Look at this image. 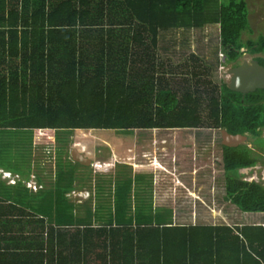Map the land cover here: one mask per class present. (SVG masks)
<instances>
[{
  "label": "trees",
  "instance_id": "16d2710c",
  "mask_svg": "<svg viewBox=\"0 0 264 264\" xmlns=\"http://www.w3.org/2000/svg\"><path fill=\"white\" fill-rule=\"evenodd\" d=\"M209 24L219 25L227 62L240 63L243 49L264 53V33L243 37L253 30L246 0H0V165L23 177L16 189L2 183L0 193H15L22 204L14 208L23 214L24 200L48 201L56 264H233L221 259L229 247L245 248L237 264H264V225L175 222L174 201L185 190L180 184L173 190L167 183L166 205L144 216L139 200L152 197L137 186L133 192L134 177H114L112 182L124 184L116 186L115 199L123 203L113 212L105 205L108 198L102 205L72 199L85 165L69 150L62 156L60 150L55 178L36 193L24 182L33 152L13 154L32 149L40 131L47 135L37 143L45 149L42 140L49 135L65 141L61 130L95 129L110 136L202 127L248 133L264 151V89L231 90L214 80V66L197 53L178 62L157 53L163 32ZM220 147L228 199L244 212H264V184L238 175L262 157L248 144ZM86 167L83 180L91 181L96 169Z\"/></svg>",
  "mask_w": 264,
  "mask_h": 264
},
{
  "label": "rangeland",
  "instance_id": "374dc122",
  "mask_svg": "<svg viewBox=\"0 0 264 264\" xmlns=\"http://www.w3.org/2000/svg\"><path fill=\"white\" fill-rule=\"evenodd\" d=\"M246 1L249 5V20L253 30L252 32L244 33L243 37L245 39L250 37L256 39L260 34L264 33V0ZM220 41V28L218 24H209L199 29H171L161 34L160 42L157 47V53L165 57L173 56L176 62L180 61L184 56L189 55L191 52L197 53L201 56H204L205 60L214 66L213 77L215 81L220 83L222 80H227L228 82L230 79V76H228V70L230 67H232V65L235 64V62H227L224 52L221 48ZM243 50L244 53L240 62L244 59H251L254 56H258L262 59L264 57V53L251 54L246 51V49ZM216 52L218 53L219 60L216 58ZM176 80H179V78ZM144 131L145 133L138 132L136 135H166L168 142L166 143L167 146L165 149L170 150L168 154L169 158H171L173 154L176 158L174 157L172 160L175 159L174 161L177 164H180L177 166L176 170H172L174 177L167 172H162L157 175L156 179L160 186H164V184L167 183L173 184V186L171 185L172 187H168L173 190L174 188L176 189V185L180 183H184L188 187L187 190V188L183 186L186 189L187 196L179 195L181 197L176 198L174 201L173 208L176 210V213H179L177 219H175L176 222H193L191 219V211L193 210V207L196 208L195 206H197L199 211L205 208V211L211 212L209 215L208 213L202 212L201 215L203 217L206 215L208 216L207 218H201L200 222H198V219V223H253L255 215L253 217L251 212H244L238 209L234 203L226 198L225 189L223 188V179L225 177L224 170L220 163L222 158L220 147L222 135L220 129L212 130L202 127L188 129L176 128L170 130L153 129ZM104 132L105 131L103 130L99 131L95 129H76L71 132H64V130H61L58 134L62 135L65 138H63L65 141H61L56 136L52 135L47 136L48 141L44 138L42 140V144L47 146L46 149H48L49 153L46 154L45 150H39L36 146V149L33 147V156L30 159L31 165L40 173L43 181L41 179L37 180V177H31L28 179L29 187L36 191L42 185L51 184L52 179L55 178L56 168L58 167V157L65 154L63 151H68L72 147L84 148L87 149V151L90 150V152H88L91 156L94 155L95 158V154L97 153L93 151L91 146H96L102 151L97 156V162L93 163L94 168L98 171L97 165L99 162V167L101 169L109 171L112 167H114V165H104V162H106L109 157L111 158V148L115 146L113 143L117 141L116 137H120L123 134L120 131H115L112 134L110 133L111 135L109 134L110 136H108ZM40 135L47 134L45 131H40L39 134L36 135V138L39 139ZM172 136L178 138L175 140V146L171 145ZM95 140H99V142H96ZM246 142V144H248L250 147H254L255 153H258L262 159L254 168L241 169V173H243L244 177L248 180H254L264 184V151L252 143V138L250 136L246 139ZM115 148H117V151L121 149L120 145H117V147L115 146ZM60 150L61 154L59 155ZM17 151L29 153L24 149ZM119 153L121 155L124 154L123 151H119ZM141 153L142 152L135 153L137 158L141 159V156H139ZM41 154H46V156ZM9 158L10 157H7V159ZM114 161L116 162V170L119 169L120 172L124 171L127 165H130L125 159L122 158V156L116 158ZM194 166L198 167L194 169L195 171L193 170ZM201 166L205 168L207 173V180L205 177H203L204 184H200V180L202 179V169H199V167ZM197 169H199L198 173L194 174ZM85 172H89V168H86ZM241 173L240 170H238V175ZM5 175L6 174L4 173L3 177H5ZM117 175L118 172L115 173L114 171H109L106 173L103 172L102 174L104 180L107 179V181H110L111 179L110 184ZM9 176L14 178L12 175ZM177 177L179 178L178 181ZM8 181L10 182L12 180ZM39 183H42V185ZM87 183L86 187L92 189L93 185H87ZM190 191H194L197 195L201 196L205 204L197 200V196L194 193H190ZM83 193L88 194L86 191H82L78 193V195ZM207 204H211L215 209V212H212ZM93 205L95 204L93 203ZM256 214V222L264 220V214L260 212H256ZM262 215L263 219L261 220L260 218ZM196 217H199V214Z\"/></svg>",
  "mask_w": 264,
  "mask_h": 264
},
{
  "label": "crops",
  "instance_id": "0c3cea01",
  "mask_svg": "<svg viewBox=\"0 0 264 264\" xmlns=\"http://www.w3.org/2000/svg\"><path fill=\"white\" fill-rule=\"evenodd\" d=\"M177 139H178L177 137L172 136L171 145L175 146L176 145L175 140ZM116 140L117 141L114 142L113 145H115L116 147L117 145H120L121 149L117 151V148H115V146L111 148L112 150L111 158L109 157V159L106 160V162H104V165H114V167H112L109 171H114L115 173L118 172V175L115 178H122L121 181L125 178V174L130 175L131 177H134L136 180V183L132 182L133 192L135 191V188L137 186L139 187L138 190H141L142 191L141 193L145 197H149V198L152 197V200L150 202H145L146 200L145 201L139 200V203L144 204V207H145L144 216L146 214H149L150 212L154 214L157 210H161L159 207L166 205V203L168 202V197L170 196H169V191H166V184H164V186H160L158 182L156 181L157 174L159 170L162 169L163 171L173 176L174 173L172 172V170H176L177 166L180 165L174 161L175 159L172 160V158L175 157L173 154H172V157L169 158L168 154L170 150L165 149V147L167 146L166 143L168 142L167 136L166 135H121L120 137L117 136ZM242 144H245V143L243 142L239 145H242ZM36 146L39 150L42 149L38 146L37 139L36 140L34 139L32 149L31 147H28L27 149H24V150H26L27 152H30V151L33 152V147L36 149ZM237 146H232V147H237ZM46 148L42 150H45L46 154H48L49 152H48V149ZM73 148H76L79 152L83 153L85 158L91 160L90 161L91 163L84 164L85 166H80L81 170L78 171L79 176L77 179V184L79 185H78L77 190H74L72 195L70 196L78 204L83 203V201L88 202L89 200L92 199V203L95 204L101 201V205H102L104 199L108 198L109 200L105 205H109L110 211L112 210L114 212L116 210V205H122L123 203V200L116 201L115 199L118 196V194H114L116 191V186H123L124 183L121 182V184L117 185V182H112L111 184H109V181H107V179L104 180V177L102 176L103 172L106 173L109 171L101 169L99 167L100 165L99 162L97 165L98 171L94 170L95 172L93 174L92 181L91 182H88V180L83 181V175H87L85 174V171L87 168L86 166L92 165L94 162H97V156L101 153L102 150L94 149V152L97 153L95 154V158H94V155L93 156L90 155L89 153L90 150H88L89 151L88 152L87 149L80 148V147L70 148L69 151L71 153V156H72ZM251 148L255 150L253 146ZM119 151H123L124 154L121 155ZM16 152H19V151H17V149H14L13 150L14 156L18 155ZM137 152H142L139 155L141 156V159L137 158V156L135 155V153ZM46 154H41V155L46 156ZM121 156L123 159L126 160V162L130 164V165H127L124 171L122 172H120L119 169L116 170V167H115L116 162L114 161L116 160V158L121 157ZM7 162L11 164L9 161ZM220 163L222 165V158H221ZM256 165L249 166V168H254ZM30 167H31V170H30L29 177L30 178L37 177V180H38L40 173L36 169L33 168L31 163H30ZM195 168H198V167L194 166L193 170ZM243 168L247 169V167H243ZM243 168H240V173H241V169ZM199 169H202V179L200 180V184L201 183L204 184L203 177H205L206 179L207 173H206L205 168H203V166L199 167ZM199 169H197L196 172H194V174H197ZM0 172H9V173L11 172L13 174H16V177H14V180L10 182L8 181V179H5V177L0 176V181H3V182H0V189L5 192V187L1 185L2 183H5L6 185H12L10 187L7 186L9 189L10 188L16 189V186L19 185L18 183L21 180L22 174L19 172H16L14 169L11 170L10 168H5L3 167V165H0ZM145 172L149 173L148 177H144L142 175ZM240 175L242 179L248 180L244 177L243 173H241ZM224 176H225V173H224ZM40 179L42 180L41 175H40ZM178 179L179 178L177 177V181ZM224 180H225V177L223 179V182ZM85 181H87L88 183ZM248 181H254V180H248ZM24 182L29 187L28 180H24ZM137 182H139L138 185H137ZM86 183L87 185L92 184L93 188L91 189V188L86 187ZM180 184L182 186H185L188 190V187L184 183H180ZM223 188L225 189L224 183H223ZM143 189L145 190L143 191ZM32 191L36 193V191L34 190ZM82 191H86L88 194L83 193L81 195H78V193ZM190 193L192 194L194 193L197 196V200L205 204L201 196L197 195L194 191H190ZM0 194H1L0 195V264H56L54 260V245L53 243L50 242V238H52L51 234L53 231L51 227L54 224L53 219H52L54 210H51L50 206L46 207V205H44V203L48 201L45 200L44 197H39V198L33 197L31 198L32 200H26V201L24 200L23 206L21 207H23V209L27 211L25 214H28L29 211H31L30 214L25 215L21 211H18L16 208H14L15 207L14 205L18 204L20 206V204H22V200L19 197H17L15 193H13L12 197L11 196L5 197L6 195L4 193H0ZM134 194L129 199L131 203L130 205H132V211L134 210L133 208L135 205V202H134L135 195ZM182 195L187 196L186 189L184 190ZM226 198H228L227 195H226ZM141 200H144V199H141ZM31 203L32 204L35 203L36 207H40V208H35L34 206H31L30 205ZM207 205L210 207L212 212H215V209L212 207L211 204H207ZM195 207L196 208L193 207L192 208L193 210L191 211V219L193 220L194 223L192 221L189 223L207 225V224L198 223V222L201 221V218H207V216L211 212L205 211V208L199 211L197 209V206ZM50 210L51 212H48ZM127 211H128V215H132L131 214L132 211L130 212L129 209H127ZM202 212L208 213V215L203 217L201 215ZM105 213L107 214L109 212L105 210ZM251 213L253 214V217L255 215L253 223H245V224L226 223V224L234 225V226L264 225V220H262L263 215L260 218L263 222L262 221L256 222L258 213L257 214L256 212H251ZM260 213L264 214V212H260ZM110 214L111 213H109V218H110ZM198 214L200 218L196 217L198 216ZM178 215L179 213H176V210L174 209L175 219H177ZM198 219L199 221L197 222ZM181 223H185V222H181ZM125 234L129 235L128 233H125ZM154 251H155L154 249L149 250V252H154ZM223 255H225V257L221 258L223 262H225V260L227 259V260H231L233 264H237L239 263V258L241 256L244 257L243 258V261H244L245 248L238 249L237 247H234L232 249L231 247H229L228 250L223 251Z\"/></svg>",
  "mask_w": 264,
  "mask_h": 264
},
{
  "label": "water",
  "instance_id": "95a60500",
  "mask_svg": "<svg viewBox=\"0 0 264 264\" xmlns=\"http://www.w3.org/2000/svg\"><path fill=\"white\" fill-rule=\"evenodd\" d=\"M228 73L230 75L228 86L231 90L246 94L257 89H264V65L260 64L255 58L245 59L242 63L230 67ZM222 134L223 144L231 147L243 143L247 138L244 134H232L226 129H222ZM72 157L82 164L91 163V160L85 158L83 153L76 148L72 149Z\"/></svg>",
  "mask_w": 264,
  "mask_h": 264
},
{
  "label": "clouds",
  "instance_id": "9594fccd",
  "mask_svg": "<svg viewBox=\"0 0 264 264\" xmlns=\"http://www.w3.org/2000/svg\"><path fill=\"white\" fill-rule=\"evenodd\" d=\"M238 64H240V63H236L235 62V64L234 65H232V66H235V65H238ZM228 76H230L229 75V73H228ZM228 83V82H227ZM223 129H225V128H223ZM221 135H222V140H223V134H222V129H221ZM244 135H246L247 136V138L249 137V135H248V133H245ZM246 138V139H247ZM223 143V142H222ZM244 143L246 144L247 142H246V140L244 141ZM247 168H249V167H247ZM6 175H5V178H7L8 180H14V178H11V176H8V175H12L13 177H16V175H14L13 173H9V172H4ZM217 224H226V223H217ZM228 225V224H227Z\"/></svg>",
  "mask_w": 264,
  "mask_h": 264
},
{
  "label": "flooded vegetation",
  "instance_id": "af4514ba",
  "mask_svg": "<svg viewBox=\"0 0 264 264\" xmlns=\"http://www.w3.org/2000/svg\"><path fill=\"white\" fill-rule=\"evenodd\" d=\"M252 58H255V59H256V56H254V57H252ZM252 58H251V59H252ZM251 59H248V60H251ZM244 60H245V59H244ZM244 60H243V61H244ZM256 60H257V59H256ZM243 61H241L240 63H242ZM258 61H259V60H258ZM259 62H260V61H259ZM260 64H262V63L260 62ZM262 65H264V64H262Z\"/></svg>",
  "mask_w": 264,
  "mask_h": 264
}]
</instances>
